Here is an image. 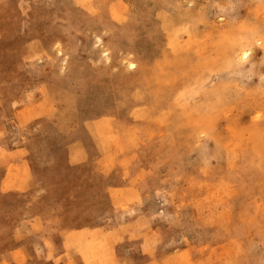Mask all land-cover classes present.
<instances>
[{"label":"rangeland","instance_id":"obj_1","mask_svg":"<svg viewBox=\"0 0 264 264\" xmlns=\"http://www.w3.org/2000/svg\"><path fill=\"white\" fill-rule=\"evenodd\" d=\"M80 257L264 264V0H0V264Z\"/></svg>","mask_w":264,"mask_h":264},{"label":"crops","instance_id":"obj_2","mask_svg":"<svg viewBox=\"0 0 264 264\" xmlns=\"http://www.w3.org/2000/svg\"><path fill=\"white\" fill-rule=\"evenodd\" d=\"M17 151H18V154H23L22 149H18ZM75 153L76 152L71 153L69 155V161L71 164H82V163H85L87 161H90V156L87 152L78 151L76 154ZM75 156H80V157H79V159H75ZM114 160H115V158H113V155H111V157H110L108 155V153L100 152L98 157L93 160V164L97 168V171L99 172L100 175L107 177V176H110L115 171V169H117V168L113 167ZM17 163H18V167L24 169L25 171H27L28 169L30 170V166H29L27 158H22ZM132 189L133 188L130 186V184H126L124 186L112 185L108 188L107 192L109 195V201H110V204L113 206L114 209H116V210L118 209L117 206L120 202L119 193L122 192V193L129 195V194L134 193V191ZM135 202H137V201H134V203ZM133 209H138V207L133 206ZM136 219L137 218L134 215H131V216L127 215L126 220H122V221H120L117 217V219H115L116 220L115 228H113L111 230H106V231H98L95 233L103 236V238L105 239L104 241H107L106 246L110 247V251H112L111 249H114L115 245L118 242H120V240H130L131 238H134V236L138 235V231H136L134 229H132V230H130V232H128V229L130 228L131 224L133 222H135ZM138 219H140V218H138ZM67 237L68 236L64 237L65 241H67L66 240V239H68ZM65 241H64V244L66 243ZM146 244H147V242L145 240L143 243V247H145ZM65 249L66 248H64V251L62 252L63 255H66L67 253H69V249L68 250L67 249L65 250ZM66 264H75V261L72 263V261L66 260ZM78 264H84L82 262L81 257H80V259H78Z\"/></svg>","mask_w":264,"mask_h":264},{"label":"bare ground","instance_id":"obj_3","mask_svg":"<svg viewBox=\"0 0 264 264\" xmlns=\"http://www.w3.org/2000/svg\"><path fill=\"white\" fill-rule=\"evenodd\" d=\"M132 65V64H131ZM133 68H134V66H133Z\"/></svg>","mask_w":264,"mask_h":264}]
</instances>
